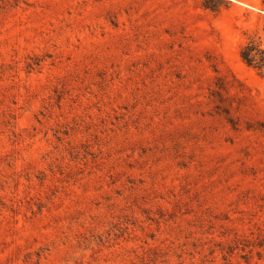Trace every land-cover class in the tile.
I'll list each match as a JSON object with an SVG mask.
<instances>
[{
	"label": "rangeland",
	"instance_id": "1",
	"mask_svg": "<svg viewBox=\"0 0 264 264\" xmlns=\"http://www.w3.org/2000/svg\"><path fill=\"white\" fill-rule=\"evenodd\" d=\"M249 38L264 0H0V264H264Z\"/></svg>",
	"mask_w": 264,
	"mask_h": 264
},
{
	"label": "trees",
	"instance_id": "2",
	"mask_svg": "<svg viewBox=\"0 0 264 264\" xmlns=\"http://www.w3.org/2000/svg\"><path fill=\"white\" fill-rule=\"evenodd\" d=\"M239 58L247 67L253 68L264 76V48L254 38H249L240 48L238 52ZM229 124L234 128L235 123L228 120ZM248 130L258 132L264 139V122H258L255 126H250Z\"/></svg>",
	"mask_w": 264,
	"mask_h": 264
}]
</instances>
